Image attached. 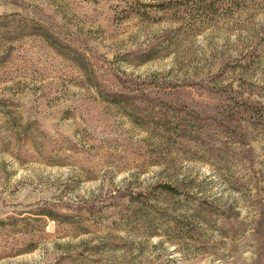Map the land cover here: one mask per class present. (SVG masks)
Wrapping results in <instances>:
<instances>
[{
  "label": "rangeland",
  "instance_id": "obj_1",
  "mask_svg": "<svg viewBox=\"0 0 264 264\" xmlns=\"http://www.w3.org/2000/svg\"><path fill=\"white\" fill-rule=\"evenodd\" d=\"M179 1L0 0V264H264V1Z\"/></svg>",
  "mask_w": 264,
  "mask_h": 264
},
{
  "label": "trees",
  "instance_id": "obj_2",
  "mask_svg": "<svg viewBox=\"0 0 264 264\" xmlns=\"http://www.w3.org/2000/svg\"><path fill=\"white\" fill-rule=\"evenodd\" d=\"M204 0H184V1H179V4L173 5L169 2L167 3H158L157 5L161 6V9H168L170 7H176V6H192V5H202ZM221 2V0H219ZM247 1H264V0H247ZM229 3H231L230 6L237 7L241 2H246V0H229ZM214 4V3H213ZM250 101H241L240 103H238L237 105H235L236 109H230V112L228 113L230 116L229 117H234V115L239 116V117H246L248 114L249 116H251V114H260L261 112H263V107L259 104L256 103H249ZM187 121V120H186ZM190 121V120H188ZM159 124L164 127V128H170L173 130H176V128H172L173 124L172 122H170L169 120L167 121H161V123L159 122ZM185 126H186V131L188 132L187 134H189L190 132H192V128H194V122H185ZM160 187L165 190V191H169V192H173L175 191V189H173V187L169 186V185H160Z\"/></svg>",
  "mask_w": 264,
  "mask_h": 264
}]
</instances>
